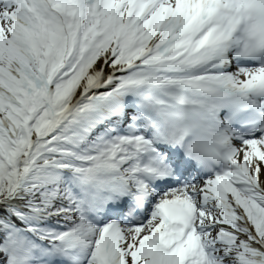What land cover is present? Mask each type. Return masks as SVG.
<instances>
[{
    "label": "snow or ice",
    "instance_id": "6c2138e0",
    "mask_svg": "<svg viewBox=\"0 0 264 264\" xmlns=\"http://www.w3.org/2000/svg\"><path fill=\"white\" fill-rule=\"evenodd\" d=\"M0 264H264V0H0Z\"/></svg>",
    "mask_w": 264,
    "mask_h": 264
}]
</instances>
